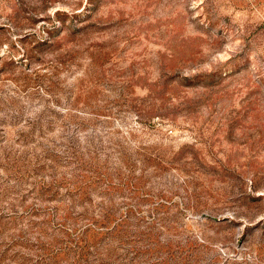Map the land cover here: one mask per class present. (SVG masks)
Listing matches in <instances>:
<instances>
[{"label":"rangeland","instance_id":"374dc122","mask_svg":"<svg viewBox=\"0 0 264 264\" xmlns=\"http://www.w3.org/2000/svg\"><path fill=\"white\" fill-rule=\"evenodd\" d=\"M0 264H264V0H0Z\"/></svg>","mask_w":264,"mask_h":264}]
</instances>
